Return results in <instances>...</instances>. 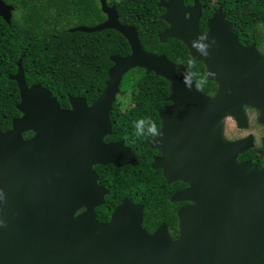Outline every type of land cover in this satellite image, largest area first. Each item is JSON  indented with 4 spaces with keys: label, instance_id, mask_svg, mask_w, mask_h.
I'll list each match as a JSON object with an SVG mask.
<instances>
[{
    "label": "water",
    "instance_id": "obj_1",
    "mask_svg": "<svg viewBox=\"0 0 264 264\" xmlns=\"http://www.w3.org/2000/svg\"><path fill=\"white\" fill-rule=\"evenodd\" d=\"M98 2L106 19L71 31L114 30L130 53L110 56L104 90L91 105L68 95L69 107L61 108L48 89L27 86L20 59L9 77L18 89L20 116L0 133V264H264V166L236 161L252 147L251 135L231 142L221 136L226 117L238 129L247 128L244 107L257 111L264 132V53L239 45L220 15L201 35L199 16L186 19L182 0H160L161 20L168 27L158 40H179L190 62H204V78L216 85L208 96L187 66L144 51L136 29L120 24L107 0ZM12 11L0 0L6 24ZM198 36L214 41L207 56L192 47ZM135 68L169 83V104L157 111L162 134L150 140L149 149L159 152L151 169L161 170L167 184H189L170 198L194 203L177 211L175 240L164 224L149 234L142 227L143 206L126 198L107 223L95 214L107 190L97 185L92 167L134 165L123 142L107 145L103 138L111 134L109 113L121 80ZM184 72L187 87L181 82ZM28 132L33 137L24 138ZM261 146L264 162V137Z\"/></svg>",
    "mask_w": 264,
    "mask_h": 264
},
{
    "label": "trees",
    "instance_id": "obj_2",
    "mask_svg": "<svg viewBox=\"0 0 264 264\" xmlns=\"http://www.w3.org/2000/svg\"><path fill=\"white\" fill-rule=\"evenodd\" d=\"M2 1L12 6L13 12L9 24L0 17V133L9 130L11 120L20 116L16 110L18 89L9 79L16 73L19 59L26 85L39 84L52 93L61 108H68V95L83 97L91 105L104 90L112 65L110 56L125 57L130 53L126 40L114 30L71 31L105 20L98 0ZM158 3L159 0L108 1V5L115 8L119 23L136 29L144 51L164 55L174 64L187 65L196 87L210 95L214 84L204 79L201 65L186 61L182 44L174 40L165 44L159 42L158 35L167 25L161 20L164 10ZM119 89L109 113L113 132L110 140H123L134 149L136 164L124 169L113 168L104 176L109 195L105 204L97 209L96 218L106 221L119 198L136 196L137 202L144 205L142 227L153 231L164 223L170 238L175 239V218L167 199L170 185L158 171L150 168L153 152L148 147L150 138L136 137L132 126L134 120L145 118L159 127L157 111L169 104L166 101L170 95L169 83L135 68L123 76ZM123 98L127 103L125 110L119 101ZM254 160L260 163V155L254 154Z\"/></svg>",
    "mask_w": 264,
    "mask_h": 264
},
{
    "label": "flooded vegetation",
    "instance_id": "obj_3",
    "mask_svg": "<svg viewBox=\"0 0 264 264\" xmlns=\"http://www.w3.org/2000/svg\"><path fill=\"white\" fill-rule=\"evenodd\" d=\"M163 1H166V0H163ZM182 2H183L184 7L188 10V12L185 16L186 19H188L190 15H195V16L198 15L199 16L198 31L201 35H205L208 31L207 22L210 19H212V17L214 15H220L222 17V20L227 25L230 26L229 27L230 32L236 38L239 45H241L244 48L253 47L259 55H262L264 53V0H182ZM107 5H108V1H107ZM109 7H111V6H109ZM163 14H164V12H163ZM105 19H106V17H105ZM167 27H168V25H167ZM168 40H174V41L178 42L179 44H182V46L184 47V51H185L186 61L189 64L201 65L203 67V77H204V62L203 61L190 62L189 61V50L187 49V47L182 42H180L179 40H175V39H168ZM165 43H163V44H165ZM180 65L187 66L185 64H180ZM209 82H211V81H209ZM211 83H213V82H211ZM213 84L215 86L214 92L208 96H212L215 93L216 85H215V83H213ZM244 112H245V115L247 116V128L246 129H238L236 124H235L236 129L239 131H247L248 132L250 130L249 115L254 114L255 115L254 121H255L256 125L261 130V135L259 136V138H256L250 131L246 135H244L243 137H237V138L227 137L224 134V125L225 124H223L221 136H222L224 141L231 142V141H236L239 139H244L247 136L251 135L253 137L252 147L249 148L248 150L244 151L243 153L239 154L236 158V161H237V163L249 162L251 168L252 167L261 168L264 166V162L262 159L263 148L261 146V139L264 137V132L262 130V127L259 124H257V122H256L257 111L253 108H250V107H244ZM158 128L160 129V120H159V127ZM28 133H30V134L27 138L33 137L34 134L32 132H28ZM112 135H113V132L111 129V134L107 135L103 138V143L109 145V144H115L118 142H123L124 147L129 149L131 157L134 161L133 166H135L136 158H135V156H134L135 154L133 152L134 149H132L130 146L126 145L123 140H110ZM148 147H149V143H148ZM260 148H262L261 153H260ZM251 150H253V151H251ZM152 151L153 152L150 155V159H151L150 168H151V164L153 162L154 157H157L160 155L159 152H157L156 150H152ZM256 153H257V155H260V163H258L257 160H254V154H256ZM130 166L131 165H126V166H123L120 168H116L112 164H107V165H94L92 167L93 172L97 176V179H96L97 185L102 187L103 189L107 190V194L104 196V204H105L106 198L109 195V189L104 184L105 183L104 176H106L107 172H109L113 168L114 169H124V168H128ZM157 171H158L159 175L161 176V178L164 179L162 177V171L161 170H157ZM164 181H165V179H164ZM168 185H170V190H169L170 194H169L167 199H168V202L170 203L169 209L172 211L173 216L175 218V226H176L177 236H178L177 211L183 207L193 205L194 203L192 201H178V202L170 201V198L174 194L179 193L181 191H184L185 189H187L189 187V184L183 183L181 181H175V182L168 184ZM125 198L128 199L131 203H133L135 205H142L143 209H144V205L137 202L136 196H131V198L123 196V197L119 198V202L117 205H119L120 202L122 201V199H125ZM100 207L95 208V214H96L97 209ZM83 210L84 209H80L77 212V214L81 213ZM111 213H110V215H111ZM109 219H110V216L106 221H99V222L107 223L109 221ZM161 224H164V223H161ZM153 231H147V232L149 234H151V233H153ZM167 231H168V229H167ZM168 233H169V231H168ZM177 236H176V238H177ZM175 239H173V240H175Z\"/></svg>",
    "mask_w": 264,
    "mask_h": 264
},
{
    "label": "clouds",
    "instance_id": "obj_4",
    "mask_svg": "<svg viewBox=\"0 0 264 264\" xmlns=\"http://www.w3.org/2000/svg\"><path fill=\"white\" fill-rule=\"evenodd\" d=\"M210 43L208 42L207 36H198L196 40L192 41V47L196 48L201 56H207L208 55V48L210 47ZM182 80L181 82L185 84V87H187V76L185 75V72L181 74ZM203 79L201 80V83H203ZM130 103V100H129ZM132 126L135 129L134 135L136 137H148L150 139H155L158 135L162 134V129H159L157 124L154 123L150 119H137L132 122ZM157 144L160 143L159 140L155 141ZM3 199V193L0 192V200ZM3 221H0V226H3Z\"/></svg>",
    "mask_w": 264,
    "mask_h": 264
},
{
    "label": "rangeland",
    "instance_id": "obj_5",
    "mask_svg": "<svg viewBox=\"0 0 264 264\" xmlns=\"http://www.w3.org/2000/svg\"><path fill=\"white\" fill-rule=\"evenodd\" d=\"M107 1H110V0H107ZM119 101L123 104L122 110H125V107L127 106L126 100L123 98V99H120ZM254 119H255V115L254 114H250L249 115L250 130L249 131L256 138H259V136L261 135V130L256 125ZM224 124H225L224 125V134L227 137H230V138L243 137L244 135H246L249 132V131L247 132V131H239V130H237L236 126H235V122L230 117H226V119L224 121Z\"/></svg>",
    "mask_w": 264,
    "mask_h": 264
}]
</instances>
